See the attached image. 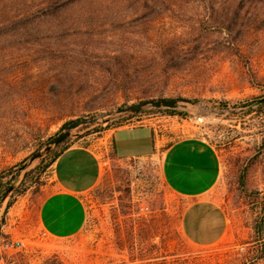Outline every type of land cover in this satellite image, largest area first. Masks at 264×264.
<instances>
[{
	"label": "rangeland",
	"instance_id": "obj_1",
	"mask_svg": "<svg viewBox=\"0 0 264 264\" xmlns=\"http://www.w3.org/2000/svg\"><path fill=\"white\" fill-rule=\"evenodd\" d=\"M41 1L0 0V199L17 167L75 118L150 97L219 108L264 95V0H57L50 12ZM114 122L72 138L90 144L118 124H154L167 143L193 136L217 147L212 198L228 215L224 237L208 246L185 238L189 199L163 179L160 154L119 159L110 149L82 194L83 227L52 236L37 214L53 189L48 153L0 210V264H264V109Z\"/></svg>",
	"mask_w": 264,
	"mask_h": 264
},
{
	"label": "crops",
	"instance_id": "obj_2",
	"mask_svg": "<svg viewBox=\"0 0 264 264\" xmlns=\"http://www.w3.org/2000/svg\"><path fill=\"white\" fill-rule=\"evenodd\" d=\"M84 137L73 139L49 166L53 189L37 209L40 226L48 234L69 237L83 227L86 209L82 194L100 180L102 154L110 149L119 159L160 154L163 179L189 199L180 217L185 238L194 246H208L224 237L228 215L212 198L223 173V162L212 142L187 136L167 143L164 129L154 124H118L90 144L83 142Z\"/></svg>",
	"mask_w": 264,
	"mask_h": 264
},
{
	"label": "water",
	"instance_id": "obj_3",
	"mask_svg": "<svg viewBox=\"0 0 264 264\" xmlns=\"http://www.w3.org/2000/svg\"><path fill=\"white\" fill-rule=\"evenodd\" d=\"M176 110L196 115L201 111L208 113H256L264 109V95L251 103L235 107L209 108L198 99L187 97H150L128 103L112 110L97 114L85 115L75 118L64 124L53 136L48 138L37 150L30 154L26 160L17 167L16 176L5 190L0 199V210L7 203L17 186L23 181L28 172L48 153L69 137L83 135L96 126H104L122 118L128 117L138 111L144 110Z\"/></svg>",
	"mask_w": 264,
	"mask_h": 264
},
{
	"label": "trees",
	"instance_id": "obj_4",
	"mask_svg": "<svg viewBox=\"0 0 264 264\" xmlns=\"http://www.w3.org/2000/svg\"><path fill=\"white\" fill-rule=\"evenodd\" d=\"M57 0H42L38 6V8H40V11H45L48 10L50 12V9L52 8V6H54V2ZM143 112H166V113H176V114H180V115H189L186 112L183 111H176V110H171V109H166V110H144V111H138L132 115L138 114V113H143ZM125 119V118H123ZM121 119V120H123ZM121 120H118L116 122H119ZM115 123V122H113ZM102 126H97L94 129H99ZM73 140L72 137L67 138L65 141H63L62 143H60L54 150H52L49 155L47 157H45L44 159H42L41 163L44 162L45 160H47V162L45 163L46 165H49L57 156L58 154L64 150L66 147H68L69 143ZM50 157V158H49ZM246 169L244 168L241 172V176H240V181L241 184L244 185L245 183V176H246ZM2 177V176H1Z\"/></svg>",
	"mask_w": 264,
	"mask_h": 264
},
{
	"label": "built area",
	"instance_id": "obj_5",
	"mask_svg": "<svg viewBox=\"0 0 264 264\" xmlns=\"http://www.w3.org/2000/svg\"><path fill=\"white\" fill-rule=\"evenodd\" d=\"M14 244H15L16 247H21V246L23 245V241H21V240H16V241L14 242Z\"/></svg>",
	"mask_w": 264,
	"mask_h": 264
}]
</instances>
